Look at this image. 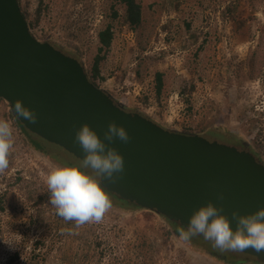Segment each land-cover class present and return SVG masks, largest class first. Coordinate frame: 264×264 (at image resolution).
I'll return each mask as SVG.
<instances>
[{
  "label": "rangeland",
  "instance_id": "374dc122",
  "mask_svg": "<svg viewBox=\"0 0 264 264\" xmlns=\"http://www.w3.org/2000/svg\"><path fill=\"white\" fill-rule=\"evenodd\" d=\"M139 1L136 30L123 22L124 8L108 0H20V6L32 23L39 13L31 34L76 58L86 74L98 54V32L110 24L114 38L99 53V88L168 130L237 148L245 141L251 154L257 138L264 165V0ZM10 114L0 99V264L15 251L21 258L14 264H224L170 235L160 215L105 192L93 169L19 128ZM74 169L87 182L78 183ZM44 187L57 191L53 202L38 203ZM58 199L77 220L62 235L50 225ZM189 230L216 257L246 258L205 227ZM41 254L44 260L33 259Z\"/></svg>",
  "mask_w": 264,
  "mask_h": 264
},
{
  "label": "water",
  "instance_id": "95a60500",
  "mask_svg": "<svg viewBox=\"0 0 264 264\" xmlns=\"http://www.w3.org/2000/svg\"><path fill=\"white\" fill-rule=\"evenodd\" d=\"M0 99L29 133L93 169L106 192L264 263V165L246 148L165 129L95 86L0 0Z\"/></svg>",
  "mask_w": 264,
  "mask_h": 264
},
{
  "label": "trees",
  "instance_id": "16d2710c",
  "mask_svg": "<svg viewBox=\"0 0 264 264\" xmlns=\"http://www.w3.org/2000/svg\"><path fill=\"white\" fill-rule=\"evenodd\" d=\"M108 1L112 2L114 5H120L124 8L123 22L125 24L129 25L130 29L136 30L141 25L142 5H141V2L139 0H108ZM18 2H19V6H20V0H18ZM20 9H21V6H20ZM21 11H22V9H21ZM22 13H23V15L27 21V25H28L29 30H31L36 24H38L39 13H37V18H36V20L33 21L34 23H32L31 21L28 20L27 15L23 11H22ZM117 15H118V13L116 11H114V9H112V18L115 19L117 17ZM113 38H114V35H113L112 27L110 24L108 26H106L103 30L98 32V40H99L100 47L98 48V54L94 59V63L92 65L91 73H87V75L89 76V80L97 87H98V85L95 83V79H98V78L101 79V77L99 76V72H100L99 64L103 58L99 55V53H101L103 51V49L107 50L110 47ZM62 48H63L62 50L68 51V48H69L68 43L65 44V47L62 45ZM162 86H163V74L161 72H157L155 74V87H154L155 94H156L157 98L161 94ZM10 115L14 119L15 123L18 124V127L23 128L18 123V121L12 116V114H10ZM236 139H237V137H236ZM239 140L240 139H238L237 141H239ZM241 144H242V142H241ZM34 146L37 147L38 151L42 150L38 145L34 144ZM253 146H252L253 148L251 147V149H255V151L253 150L252 153L255 156V158L258 160L260 148H263V146H262V144H260V142H258L257 138L255 139ZM75 170H76V173H75L76 176L74 175L75 176L74 179L77 180V182L80 184H82V183L84 184L85 182H87V177L85 176L84 172H82V170H80V169H74V171ZM108 194H110V193H108ZM111 196H112V194H111ZM56 197H57V191L56 190H54L52 187H44L43 191L41 193H39V195L37 196V200H38V203H40V204H46L48 202H53ZM1 202H2V199H0V210H3V206L1 204ZM126 208L133 209V208L128 207V206H126V207L121 206L120 207V209H122L123 211H126ZM134 208H138V207L135 205ZM70 214H71V216H70ZM75 217H76V215L74 216V214H72V212L68 210L67 202L64 199H58L55 206H54V221H51L50 225L52 226V229H55L60 235H62L64 230H72V229L76 228L77 220L75 219ZM164 219L166 221H168V223H169L168 233L170 235H173L176 238L183 239L184 243L189 248H191V250L194 252H197L199 254L207 255V256H210L212 258L218 259L219 261H221L224 264H252V263L264 264V263H261V262L257 261L255 258L250 257L248 255H244L246 257L244 259H238L236 257H232V258H228V259L226 257H218V256L216 257L214 255L215 251L213 252L207 248L203 249V247L201 245V243H203V240H201L197 236H193L190 233L189 229L181 227L176 222L170 221L166 218H164ZM39 244H42V242L39 241L38 243H36L35 247H37ZM20 258H21L20 251H15L9 255L6 264H14L15 262L19 261ZM44 258H45V255L43 257L42 254L41 255H33V259H37L38 262H40L41 260H44Z\"/></svg>",
  "mask_w": 264,
  "mask_h": 264
},
{
  "label": "flooded vegetation",
  "instance_id": "af4514ba",
  "mask_svg": "<svg viewBox=\"0 0 264 264\" xmlns=\"http://www.w3.org/2000/svg\"><path fill=\"white\" fill-rule=\"evenodd\" d=\"M243 143V142H242ZM248 147V146H247ZM240 148H243V145L240 146ZM247 149V148H246Z\"/></svg>",
  "mask_w": 264,
  "mask_h": 264
}]
</instances>
